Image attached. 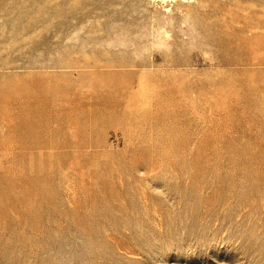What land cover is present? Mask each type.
Instances as JSON below:
<instances>
[{
  "label": "rangeland",
  "instance_id": "1",
  "mask_svg": "<svg viewBox=\"0 0 264 264\" xmlns=\"http://www.w3.org/2000/svg\"><path fill=\"white\" fill-rule=\"evenodd\" d=\"M0 264H264V0H0Z\"/></svg>",
  "mask_w": 264,
  "mask_h": 264
},
{
  "label": "bare ground",
  "instance_id": "2",
  "mask_svg": "<svg viewBox=\"0 0 264 264\" xmlns=\"http://www.w3.org/2000/svg\"><path fill=\"white\" fill-rule=\"evenodd\" d=\"M153 2H161V3H168L169 5H175V6H185L189 3H191L193 0H151ZM165 11H169L168 8Z\"/></svg>",
  "mask_w": 264,
  "mask_h": 264
}]
</instances>
